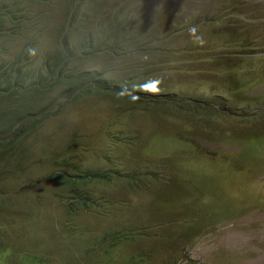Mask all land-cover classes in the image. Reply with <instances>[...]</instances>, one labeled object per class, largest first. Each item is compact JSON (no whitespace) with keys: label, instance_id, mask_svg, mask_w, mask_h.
Wrapping results in <instances>:
<instances>
[{"label":"rangeland","instance_id":"1","mask_svg":"<svg viewBox=\"0 0 264 264\" xmlns=\"http://www.w3.org/2000/svg\"><path fill=\"white\" fill-rule=\"evenodd\" d=\"M13 12L0 66L102 47L40 88L38 126L0 134V264H264V0H0Z\"/></svg>","mask_w":264,"mask_h":264},{"label":"trees","instance_id":"2","mask_svg":"<svg viewBox=\"0 0 264 264\" xmlns=\"http://www.w3.org/2000/svg\"><path fill=\"white\" fill-rule=\"evenodd\" d=\"M14 16V12L11 14L0 13V35H5L8 32L9 25L7 24L11 23V21L13 23ZM72 19L73 16L70 17L61 36L62 43L66 42ZM103 33L106 32H101V35ZM109 34L114 37V40L119 38L118 30ZM91 35L86 34V38L80 43L81 51H79L78 47L68 49L62 44V47H60V50L55 54L54 58H46L43 66L44 72L39 69H26L24 64L28 58L27 49L16 62H10L7 65L0 66V107L5 108L11 105L16 111L13 119L8 118L7 120H4L2 117L5 111L1 112L0 134L2 136L12 134L10 137L4 139H8L9 142H14L34 129L39 122L37 117L39 114L45 113L46 110L40 113L38 109L35 110L30 106H26V104L38 101L41 106L45 107L46 105L42 103L47 99L49 93L45 89L41 90L40 88H45L50 81L55 83L64 77L66 65L71 61V56L74 57L78 53L86 55L92 50L102 47L98 38L94 40ZM86 79L95 80V76L87 74ZM74 81L75 78L73 77L69 80V83L71 84ZM20 92H24V95L22 96ZM7 108L9 109L11 107ZM31 121L32 123L28 124ZM104 177L108 178L107 175ZM88 179L92 181L90 176H88Z\"/></svg>","mask_w":264,"mask_h":264},{"label":"clouds","instance_id":"3","mask_svg":"<svg viewBox=\"0 0 264 264\" xmlns=\"http://www.w3.org/2000/svg\"><path fill=\"white\" fill-rule=\"evenodd\" d=\"M71 17V16H70ZM95 37H97V36H99L100 37V35H101V33L100 32H95ZM117 39H119V38H116L115 40H117ZM112 41H114V39L112 40ZM66 70V69H65ZM66 75V72H65V74H64V76ZM63 78V77H62ZM61 79V78H60ZM91 90V89H90ZM89 90V91H90ZM30 103H28V104H26V106H28ZM33 105H30V107H32V108H40L41 107V105L40 106H38L39 104H40V102H35V103H32ZM43 104V103H42ZM44 105V104H43ZM43 114V113H42ZM40 124V122H38V124L36 125V126H38ZM35 126V127H36Z\"/></svg>","mask_w":264,"mask_h":264}]
</instances>
